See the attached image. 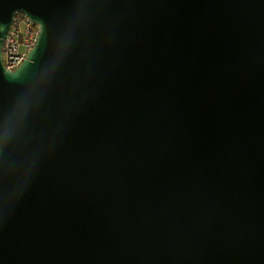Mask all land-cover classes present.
I'll use <instances>...</instances> for the list:
<instances>
[{"label":"water","instance_id":"95a60500","mask_svg":"<svg viewBox=\"0 0 264 264\" xmlns=\"http://www.w3.org/2000/svg\"><path fill=\"white\" fill-rule=\"evenodd\" d=\"M0 264H264V0H0Z\"/></svg>","mask_w":264,"mask_h":264},{"label":"built area","instance_id":"2783aa9c","mask_svg":"<svg viewBox=\"0 0 264 264\" xmlns=\"http://www.w3.org/2000/svg\"><path fill=\"white\" fill-rule=\"evenodd\" d=\"M35 22L26 15L17 14L3 45V64L9 71L22 65L35 48L39 37Z\"/></svg>","mask_w":264,"mask_h":264}]
</instances>
